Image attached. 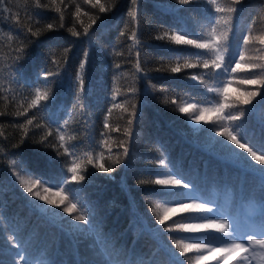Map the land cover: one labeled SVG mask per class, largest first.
<instances>
[{"label":"trees","instance_id":"trees-1","mask_svg":"<svg viewBox=\"0 0 264 264\" xmlns=\"http://www.w3.org/2000/svg\"><path fill=\"white\" fill-rule=\"evenodd\" d=\"M43 2L46 0H42ZM101 2L108 6L115 3V7L107 13H99L98 8H91L90 5L84 4L83 0H75V4L81 6L80 19L84 21L85 26L90 21L83 12L100 17L89 30L87 37L83 35L79 38L73 37L65 29L46 32L38 40L30 37L26 31L27 27L35 29L47 22L59 26L57 13L48 9H35L32 0H19L13 8L14 12H19V23L22 27L0 19V85L9 89L8 91L0 89V113H3L0 115V133H2L0 134V182H2L0 187L3 189L0 191V264H20L17 251L26 258L32 259L34 264L39 260H44L47 264H92L93 261L101 259L98 255L94 231H78L73 228L66 222L71 220L66 213L64 219L52 220L34 211L24 198L27 194L21 195L22 189L13 183L14 178L10 174L12 168L10 161L13 159L17 161V165L20 161H24L26 167L36 175L47 174L50 161L52 171H65L64 162L68 160L67 155L58 156L55 148L35 142L40 139V135L44 132L43 128L36 129L34 125L29 126V139L20 147L12 146L21 136L17 124L33 116V110H30L27 116L15 115L17 111H23L18 103L23 101V107H27L31 98L29 95L31 89L39 86L42 80V75L39 74L49 60L50 49L56 56H60L65 48H70L71 51L67 54L68 64L63 83L60 86L53 85L55 100L49 102L51 107L47 112L38 113L34 124L54 121L52 126L55 128L68 118L74 103L71 78L76 75L83 54L87 52L85 111L88 123L85 124L80 117H76L68 126L70 131L77 134L76 138L67 141L69 144L82 145L81 150L88 147L95 148L94 142L100 139L102 121L110 104L109 93L113 87V76H118L121 92H127L134 83L140 89L133 102L137 104L138 112L142 109L143 118L134 124L132 139L128 141L123 135L127 113L121 108H112L109 129L105 130L110 136L108 147L111 148L112 155L115 157L119 154L123 163L115 165L116 170L110 174L99 172L91 165L85 164L87 172L84 173L85 180L82 182L81 195L88 204L90 215L95 217V225L117 247L122 246L125 251L134 252L145 260L166 259L164 252L157 251L160 241L151 231L154 225L148 203L149 197L145 194V188L138 183L146 179L152 171L160 170L156 163L158 158L167 157L171 162L178 164L186 178L191 180L196 188V193L193 195L218 207L241 228L247 226L245 221L249 212L259 213L261 210L259 173L223 158L216 149L208 146L209 133L196 129L212 128L211 123L207 125H204L203 121L200 124L189 123L186 115L174 110L176 105L163 103L165 95L169 98L175 96L178 103L181 97L196 101L211 99L214 94L204 92V85L186 78V73L205 70L186 69L166 78H160V73L152 71L158 66L160 57L168 55L160 47L162 42L152 39L157 32L182 29L193 35L203 33L209 19L218 14L210 12L209 6L205 4L196 6L194 11H189L188 9L193 6H181L177 0H138L140 27L137 35L141 37L140 61L141 68L148 70L147 79H138L141 74L134 67L136 49L129 47L133 44L129 39L133 24L131 17L126 14L132 7L130 0H101ZM221 2L224 3L226 0ZM75 4L72 0H64V5H68L64 11L65 28L72 26ZM237 7L241 9L235 14L236 19L233 21L237 42L247 32L249 25L252 27L253 35L264 33V0H245L244 4ZM125 25L127 31L121 36L120 32L125 29ZM9 28L13 31L9 32ZM76 28L82 31L78 22ZM9 36L12 37L11 41ZM20 42L27 46L28 53L27 58L21 61L22 77L14 76L9 70V64L13 63L10 60L14 55L12 49ZM248 48V54L254 55L257 54L255 49H264V45L256 42L250 44ZM114 50L123 55H114ZM192 51L196 50L192 49ZM258 54L264 55V51ZM117 62L121 65L119 69L114 67V63ZM48 66L52 67L50 63ZM232 75L233 79L230 80L228 88L232 97L257 87L240 83V77L247 75L246 73L238 71ZM14 79L19 80V83H13ZM152 85L167 89V93L152 90ZM128 95L132 96L131 93ZM25 96H28V100L24 99ZM124 98L122 95H117L116 100L122 102ZM260 99L261 97H257L253 105H256ZM125 107L130 108V105ZM262 122H264V109L257 107L249 120V128L256 133L257 139L264 126ZM54 137L55 132L45 143L51 142L58 147ZM217 139L222 138L217 137ZM121 140L125 141L124 147L129 149L128 157L122 155L124 147L119 146ZM102 150L107 157L108 148ZM95 154L94 152V156ZM104 163L105 166H109L110 161L105 159ZM252 163L255 165L254 161ZM256 167L261 166L256 165ZM54 211L60 210L54 209ZM77 223L79 222L72 221V224ZM80 228L85 229L87 226L81 224ZM12 235L28 248L27 252L12 247L8 241V237ZM233 264L236 262L234 261ZM252 264H264V261L257 257Z\"/></svg>","mask_w":264,"mask_h":264},{"label":"snow or ice","instance_id":"snow-or-ice-1","mask_svg":"<svg viewBox=\"0 0 264 264\" xmlns=\"http://www.w3.org/2000/svg\"><path fill=\"white\" fill-rule=\"evenodd\" d=\"M19 0H0V19L7 20L10 24L15 23L17 27H22L19 23V12L13 11ZM245 0H177L181 6H193L189 11H194L195 7L201 4L209 6V11L215 15L209 19V22L203 33L190 34L182 29L164 30L157 32L152 39L162 42L160 47L167 57L161 56L158 66L152 71L161 74L160 78L171 77L174 74L181 73L186 69H203L205 71L198 73H186V78L191 81H198L204 85V92L214 94L211 99L196 101L192 99L169 98L165 95L163 103L176 105L175 111L187 116L189 123L204 125L211 123L212 128L196 129V131H205L209 133L208 146L216 149L223 158L243 165L246 169L258 172L261 179V210L259 213L252 211L248 213L245 228L233 222L230 216L218 208L212 206L208 201L194 196L196 188L191 180L186 178L181 167L171 162L167 157L158 158L156 163L160 170H154L146 179L138 183L145 188V194L149 197L148 203L152 214V223L154 225V237L160 241L157 249L164 252L165 260H145L134 252L125 251L117 247L111 239L104 235L95 225V217L90 215L88 204L82 197V182L85 180L87 172L86 165H91L93 169L102 173H111L115 171V165L123 163L120 155L115 157L108 147L110 136L105 130L109 129V117L112 115V108H121L127 113L123 135L130 141L133 137L134 124L143 118L142 109L138 112L137 104L133 102L138 96L140 89L135 86L128 89L127 92H121L118 85V76H113V87L109 93V107L105 112L102 121V130L100 139L95 141L96 147L82 149V145L69 144L67 141L76 138V133L69 130V125L80 117L83 123H88L87 113L85 111V100L87 96L85 88L86 65L88 64V53L83 54V58L78 66L76 75L71 78L72 91L74 94V103L72 112L63 124L53 128V123L34 121L38 113H45L51 107L50 101L55 100L53 85L60 86L64 80V73L68 64V53L70 48L61 51L60 56H56L53 50H49V60L45 63L42 73V80L39 86L31 89L30 100L27 107H23V101L18 106L23 111H17V116H27L30 110H33V116L25 122L17 124L21 130L19 141L12 146L20 147L25 140L29 139V126L36 129L43 128L44 132L36 143L43 144L45 147L56 149L58 156L67 155L68 160L64 162L65 171L56 172L51 170V161L49 162V171L47 174H34L24 161L17 165L15 159L10 161L12 165L10 174L13 183L22 189L21 195L31 208L40 215L51 218L52 220L64 219L66 213L71 220L66 222L78 231H94L96 235V246H98V255L101 259L93 261L92 264H252L257 257L264 261V126L261 128L260 137L257 139L256 133L249 128V120L253 117L257 107L264 109V55H259L264 49L256 48L257 54L249 55L250 44L264 45V33L253 35L252 27L237 42L233 31V21L235 14L241 11L238 5L244 4ZM75 4V0H72ZM84 4L91 8H98L99 13H107L115 7V3L110 6L102 3L101 0H83ZM132 7L126 13L131 17L132 30L129 39L133 41L130 48H135L136 71L141 74L139 78H148V70L141 68V37L137 35L140 27L138 16V0H130ZM35 9H48L58 14L59 26L52 22H47L42 26L27 27L26 31L30 37L37 40L46 32L65 29L73 37L79 38L81 35L87 37L89 30L96 24L100 18L98 15H92L89 12H83L90 21L86 26L80 19L82 9L79 4H75V10L72 13L74 21L72 26L65 28L64 11L68 5H64V0H32ZM64 5V7H61ZM38 15V14H37ZM39 24V20L36 21ZM81 25L82 31H78L76 23ZM13 29L9 28V32ZM125 29L120 32L125 35ZM30 37H26L30 39ZM12 37L9 36V41ZM34 42V41H33ZM26 45L20 42L12 49L14 55L10 57L13 63L9 64V70L14 76H23V66L21 61L26 59ZM195 49L196 51H192ZM114 55H123L116 52ZM227 57V59H226ZM49 63L52 67H49ZM114 67L119 69L120 63H114ZM246 73L240 77V83L257 86L254 90L240 92L235 97L229 95L228 88L230 80L233 79V73ZM13 83H19L14 79ZM152 90L167 93V89L156 88L152 85ZM0 89L8 91L0 85ZM128 93L132 96L129 97ZM117 95L124 96L122 102H117ZM261 97L256 105L253 101ZM7 99V97H5ZM130 105V108L125 107ZM251 105L252 107H245ZM3 113H0L2 115ZM212 117H215L213 119ZM248 117L249 119H243ZM264 125V122H262ZM118 130V129H114ZM55 132L56 144L45 143L48 137L53 136ZM2 134V133H0ZM221 137L222 139H217ZM125 141H120V147H124ZM108 148V155L102 150ZM62 149V151H61ZM94 152L96 153L94 156ZM124 157L129 156V149L124 147L122 153ZM105 159L110 161L109 166H105ZM255 162V165L252 162ZM256 165L261 167L257 168ZM127 167V165H125ZM2 184V182H0ZM0 187V191H2ZM59 209L60 211H54ZM75 213V214H74ZM174 217H176L174 219ZM72 221L79 222L72 224ZM171 221V223H169ZM87 226L81 229L80 225ZM168 234V235H165ZM9 243L16 249L28 251L16 238L15 235L8 237ZM170 242V243H166ZM20 264H34L32 259L26 258L17 251ZM155 255V253L153 254ZM181 257L183 259H181ZM36 264H47L44 260H39Z\"/></svg>","mask_w":264,"mask_h":264}]
</instances>
